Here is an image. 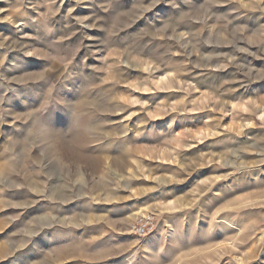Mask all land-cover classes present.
I'll return each mask as SVG.
<instances>
[{
  "label": "rangeland",
  "instance_id": "rangeland-1",
  "mask_svg": "<svg viewBox=\"0 0 264 264\" xmlns=\"http://www.w3.org/2000/svg\"><path fill=\"white\" fill-rule=\"evenodd\" d=\"M0 264H264V0H0Z\"/></svg>",
  "mask_w": 264,
  "mask_h": 264
},
{
  "label": "built area",
  "instance_id": "built-area-1",
  "mask_svg": "<svg viewBox=\"0 0 264 264\" xmlns=\"http://www.w3.org/2000/svg\"><path fill=\"white\" fill-rule=\"evenodd\" d=\"M154 230V217L148 214L136 216L130 226V232L138 238L149 237Z\"/></svg>",
  "mask_w": 264,
  "mask_h": 264
}]
</instances>
